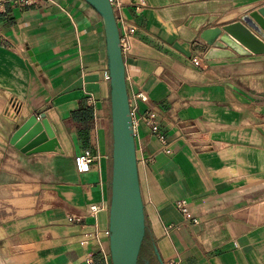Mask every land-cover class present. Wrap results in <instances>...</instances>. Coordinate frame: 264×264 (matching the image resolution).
<instances>
[{"label": "crops", "instance_id": "1", "mask_svg": "<svg viewBox=\"0 0 264 264\" xmlns=\"http://www.w3.org/2000/svg\"><path fill=\"white\" fill-rule=\"evenodd\" d=\"M261 8L146 0L115 11L145 209L140 264H160L155 250L161 264H264V54L203 37ZM212 48L232 54L207 59ZM111 90L102 18L85 1L0 0V264H113ZM43 114L54 133L43 151L10 144ZM84 150L98 159L80 173Z\"/></svg>", "mask_w": 264, "mask_h": 264}, {"label": "water", "instance_id": "2", "mask_svg": "<svg viewBox=\"0 0 264 264\" xmlns=\"http://www.w3.org/2000/svg\"><path fill=\"white\" fill-rule=\"evenodd\" d=\"M102 18L108 68L111 81L112 108V197L110 208V251L113 264H140L146 236L145 209L141 194L134 124L126 85L121 35L110 0H83ZM224 32V34H222ZM210 46L218 37L234 50L245 47L255 55L264 54V8L221 29L203 35ZM238 43V44H237ZM241 45V46H239ZM232 53L212 48L207 59ZM40 136V137H39ZM38 137V138H37ZM54 138L46 116H31L15 128L10 144L24 154L44 149L38 147ZM155 256L161 264L160 255Z\"/></svg>", "mask_w": 264, "mask_h": 264}, {"label": "built area", "instance_id": "3", "mask_svg": "<svg viewBox=\"0 0 264 264\" xmlns=\"http://www.w3.org/2000/svg\"><path fill=\"white\" fill-rule=\"evenodd\" d=\"M41 0H14L16 4L22 5H35L38 4ZM110 3L114 9V12L121 8L125 4H134L137 9L144 8L146 6V0H110ZM127 36H131L134 34L133 28H127L126 30ZM127 43L125 39H121V48H126ZM196 66H200V62L195 58L193 60ZM141 100L146 101L147 97L143 94L139 96ZM132 113V112H131ZM145 122L150 127L152 133L162 142L165 144L166 140L164 136L160 132L159 128V117L158 114L154 111L147 112L145 116ZM98 159L90 150H84L78 157H77V167L80 173H86L90 171L91 165ZM178 210L183 214L186 219H191L192 213L188 208V204L185 201L179 202L177 205ZM99 208L96 205L91 206L90 212L91 214H96ZM69 220L71 222L79 221V218L74 216H70ZM197 222V220H194ZM166 264H178L175 260L169 261Z\"/></svg>", "mask_w": 264, "mask_h": 264}, {"label": "rangeland", "instance_id": "4", "mask_svg": "<svg viewBox=\"0 0 264 264\" xmlns=\"http://www.w3.org/2000/svg\"><path fill=\"white\" fill-rule=\"evenodd\" d=\"M140 259H141V261L143 260V252H142V255H141V258H140ZM141 261H140V262H141ZM142 262H143V261H142ZM142 262H141V263H142Z\"/></svg>", "mask_w": 264, "mask_h": 264}]
</instances>
